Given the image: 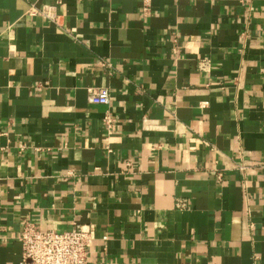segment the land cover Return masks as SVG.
<instances>
[{
    "label": "crops",
    "instance_id": "0c3cea01",
    "mask_svg": "<svg viewBox=\"0 0 264 264\" xmlns=\"http://www.w3.org/2000/svg\"><path fill=\"white\" fill-rule=\"evenodd\" d=\"M27 222L91 226L89 264H264V0H0V264Z\"/></svg>",
    "mask_w": 264,
    "mask_h": 264
},
{
    "label": "built area",
    "instance_id": "2783aa9c",
    "mask_svg": "<svg viewBox=\"0 0 264 264\" xmlns=\"http://www.w3.org/2000/svg\"><path fill=\"white\" fill-rule=\"evenodd\" d=\"M145 2V12H149V4ZM32 16L42 15L56 25L60 26V17L55 9L45 7L42 10L32 9ZM208 63L203 62L201 69H207ZM89 101L100 106H109L111 94L108 89L91 92ZM110 116L106 118L107 124L112 123ZM179 208H185L184 202L178 203ZM23 249L21 264H89V255L93 247V228L86 225H77L68 232L44 230L33 222H27L19 236Z\"/></svg>",
    "mask_w": 264,
    "mask_h": 264
}]
</instances>
